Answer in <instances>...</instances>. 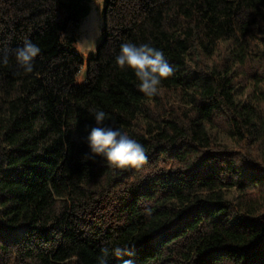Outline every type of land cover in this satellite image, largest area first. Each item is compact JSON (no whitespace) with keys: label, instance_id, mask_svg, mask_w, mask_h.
<instances>
[{"label":"trees","instance_id":"obj_1","mask_svg":"<svg viewBox=\"0 0 264 264\" xmlns=\"http://www.w3.org/2000/svg\"><path fill=\"white\" fill-rule=\"evenodd\" d=\"M90 2L0 0V50L41 49L31 74L0 64V264L102 247L134 253L109 264H264V0H104L79 85ZM125 42L174 67L154 97L116 66ZM93 109L144 145L140 170L82 160Z\"/></svg>","mask_w":264,"mask_h":264},{"label":"clouds","instance_id":"obj_2","mask_svg":"<svg viewBox=\"0 0 264 264\" xmlns=\"http://www.w3.org/2000/svg\"><path fill=\"white\" fill-rule=\"evenodd\" d=\"M0 64L8 65L9 52H14L16 64L23 74L34 71V60L40 55L41 49L31 40L25 39L22 47L15 50H0ZM115 64L121 71L131 70L139 81L138 90L148 98L158 94L162 81L173 76L174 67L165 58L164 53L150 43L136 45L132 42L122 43L119 54L115 56ZM19 74V73H18ZM95 125L84 138L89 151L82 156L83 161L102 158L114 170L129 168L140 170L148 162L147 149L134 139L128 132L120 128L106 125L108 114L100 109H93ZM145 214L150 215L151 209L146 208ZM123 258L134 255L127 247L109 249L102 247L97 256V264H109V256ZM122 264H133L131 259H123Z\"/></svg>","mask_w":264,"mask_h":264},{"label":"rangeland","instance_id":"obj_3","mask_svg":"<svg viewBox=\"0 0 264 264\" xmlns=\"http://www.w3.org/2000/svg\"><path fill=\"white\" fill-rule=\"evenodd\" d=\"M104 0H91L90 12L81 21L77 41L73 45V49L80 54L85 64L81 73L77 77V84H84L86 71V62L89 58L94 57L98 46L102 42V9Z\"/></svg>","mask_w":264,"mask_h":264},{"label":"water","instance_id":"obj_4","mask_svg":"<svg viewBox=\"0 0 264 264\" xmlns=\"http://www.w3.org/2000/svg\"><path fill=\"white\" fill-rule=\"evenodd\" d=\"M84 77H85V78L87 77V71L84 72Z\"/></svg>","mask_w":264,"mask_h":264}]
</instances>
